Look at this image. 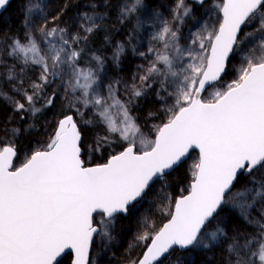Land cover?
<instances>
[{
    "label": "snow or ice",
    "instance_id": "snow-or-ice-1",
    "mask_svg": "<svg viewBox=\"0 0 264 264\" xmlns=\"http://www.w3.org/2000/svg\"><path fill=\"white\" fill-rule=\"evenodd\" d=\"M195 2L203 5L205 0ZM9 6L10 0H0V10ZM139 6L142 0H135L122 10L121 18ZM97 7L93 0L89 10L94 15L81 13L88 22H81L82 32L50 27L47 21L41 24L45 47L32 35L26 42L12 41L9 54L17 63L38 66L36 80L26 81L15 65L0 72V98L7 97L22 120L41 112L36 107L41 98L44 107L51 106L55 93L49 96L45 89L65 78L64 91L70 89L74 94L79 90L78 104L93 113L89 120L81 107L70 104L81 121L65 114L45 146L33 150L20 167L13 166L17 156L13 147L0 150V264H61L58 258L65 255L71 264H90L94 238L111 242L117 222L134 216L138 205L154 194L156 184L160 185L161 203L167 202L168 220L159 228H150L147 219L141 222L135 239L144 250L130 264H166L178 250L224 244L227 264H256L252 257L264 264V224L260 225L257 245L255 236L242 237L238 231L230 235L227 218L220 216L230 203L245 211L257 198L264 203V177L258 188L234 191L241 176L247 174L255 182L256 174L264 171V0H219L217 19L204 22L191 44L185 41L184 46L179 26L194 14L185 0H177L172 20H164L152 37L162 42L163 50L149 48L155 59L149 57V66L138 77L142 85L126 89L128 100L123 102L115 95L118 81L107 84L105 96L97 72L78 65L83 52L80 44L99 27ZM66 8V4L59 8L52 21ZM24 13L27 31L32 27L31 0H26ZM257 18L256 32L244 33L242 26ZM246 40L253 47L247 49L245 66L235 79L205 100L204 94L219 87L218 82L227 74L234 48ZM122 51L123 47H118L114 59L118 60ZM94 59L102 67V59ZM154 81L162 90L158 95L166 101L171 98V106L166 105L167 118L157 125L155 138L141 140L138 148L134 136L140 129L128 105L145 95L143 88L151 87ZM9 87L11 96L4 91ZM114 107L122 112L119 124L110 114ZM81 122L105 125L107 130L89 141L83 136ZM0 127L5 128V135L10 131L16 136L22 131ZM190 150H198V160L192 165L187 194L170 199L166 195L170 176L182 167ZM96 153H107L105 162L87 166L85 157ZM175 264H183L181 258L177 257Z\"/></svg>",
    "mask_w": 264,
    "mask_h": 264
},
{
    "label": "trees",
    "instance_id": "trees-1",
    "mask_svg": "<svg viewBox=\"0 0 264 264\" xmlns=\"http://www.w3.org/2000/svg\"><path fill=\"white\" fill-rule=\"evenodd\" d=\"M175 1L176 0H142V6H139L135 12L128 13L127 16L122 19L121 11L119 9V0H95L98 5L95 15L99 19V22L102 21L101 19H107L106 16L109 11L116 13L117 15L119 14V18H114V26L113 28H110L109 31L105 26H103V23H99V27L95 28L92 33L88 34V39L80 44V47L83 48V51L86 50L92 53L96 52L97 54L102 53L107 48L106 42L108 43V39H110L111 36L113 37L116 29H119L122 34H125V31L130 32L131 29L134 32V38L131 42V50L124 54V57L118 61V64H116L115 67L110 68L103 78L108 83L116 81L119 82L115 85V95L117 99H120L122 102L124 98L126 99L128 96L126 95V89L128 87L129 89L132 87L130 84L134 82L135 85H139L141 83L138 77L144 74L145 69L149 66V57H151L153 60L155 59V55L149 53V48L154 47L156 49L163 50L162 42L152 39L154 36L153 32L163 27L164 20H172V12ZM215 1L217 0H209L203 5H198L194 2H191L190 0H186L185 3L192 7L194 16L189 25L185 26V22H183L179 26L180 35L182 37L180 41L181 46L185 45V41H187L189 45L191 44V41L188 37L190 29L194 30L191 33H196L201 27H203L204 22H207L208 17L212 18ZM84 2L89 4L90 7V4L93 2V0H46L47 16L50 20V26H61L73 16H78L81 19V16L77 15L79 8L77 5ZM134 2L135 0H130L128 7ZM25 3L26 0H13L7 10L0 17V63L2 40L5 37L20 41L24 39ZM31 4L32 13H35L32 0ZM65 4L67 5V8L60 15V18L53 22L51 19L52 16L56 15L57 10L63 7ZM87 13L89 16L94 15V13L89 10V8ZM131 18L132 21H134L133 24H129L125 28V23H121L120 26H117L118 19L129 22ZM258 20L259 18H257V20L253 23L248 24L246 27L243 26L244 33H255L256 29L259 27ZM75 28L76 27L73 26L71 28L73 33L78 31V29ZM251 47H253V45L249 44L246 40L244 45H242L240 48L234 49V53L230 57L227 74L223 77L221 82H218L219 87H223L227 83L231 82L232 76L234 74V62H236V55H247V49ZM141 52H143L144 55H140ZM80 62L81 59L78 63ZM23 74L24 75H22V77H24L26 81L32 80L33 72L31 70L26 71ZM133 77L137 78L134 80ZM102 91L103 94L107 96V92H104V89ZM161 91L162 90L160 89V86L158 84L155 85L145 92V95H143L138 101V105L134 107L132 111L134 114V122L140 129V133L142 132L143 134H150L151 136L156 126L160 125L162 122H164V120H166L164 113L165 107L163 105L171 106V98H168L167 101L161 99V97L158 95V93H161ZM43 105L44 103L38 102L36 107L41 108V112L37 113L35 117L31 116L30 114L26 115L22 120L20 119L19 115L13 111L11 105H8L7 103L0 100V125L6 126L9 130L13 127L22 129L21 134L13 136L11 135L10 131L9 134L5 135V128L0 127V147L4 144H10L8 146H12L17 151V157L14 163L15 166H19L26 161L23 160V162H18L21 151L28 153L29 157L31 152L36 149L35 146L41 137L42 130L49 126V123L52 121V119L54 118L60 120L65 114H67L66 112L59 109L55 99L51 106L44 107ZM89 125L90 124H88L87 128L80 126L83 130V136L89 141L92 140L98 133L103 134L104 130L102 125ZM116 150L119 151V147H117ZM106 156L107 153L95 154L91 157L89 163L90 165L102 164L105 162ZM196 161L197 154L193 152L190 154L189 158L185 161L182 167H180L178 171L171 174L166 193L170 199H176L177 197L186 193L185 190L189 188L192 180V165ZM16 162H18V164H16ZM257 176L259 179L264 177V171L258 172ZM250 183L251 178L248 176H241L235 183L234 191L245 190V187L248 188ZM159 189L160 185L156 184L153 189L154 194L151 195L153 206L148 214L149 218L154 222V224H156L155 228L161 227L164 221L168 219V209L165 206L167 202L161 203L158 195ZM145 206L146 205L143 201L141 205H138V210L134 216L122 217L117 222L115 230L112 233L114 239L111 242H102L99 237L94 238V246L91 250L90 257L91 259L93 256L95 257L94 264H120L118 261H123L125 264H130V260L140 256V253L144 250V246L142 243L139 246H131L134 244V241H132V234L136 233V231H134L135 229L139 230L137 228L140 227L143 219H140L138 214L142 208L143 211L145 210ZM220 216L222 218H227V231L230 235L238 231L243 237L247 236L248 233H250L249 231H253L255 229L253 223L251 226L242 224L235 210L230 212L224 208V210L220 213ZM249 237H251V235ZM226 248L227 246L224 244L223 246H217L212 249H198L195 251L187 250L185 252H180L178 250L173 254L171 259H176L177 257L184 259L188 257L187 264H226V259L228 258ZM70 263L71 258L68 255L61 259V264Z\"/></svg>",
    "mask_w": 264,
    "mask_h": 264
},
{
    "label": "rangeland",
    "instance_id": "rangeland-1",
    "mask_svg": "<svg viewBox=\"0 0 264 264\" xmlns=\"http://www.w3.org/2000/svg\"><path fill=\"white\" fill-rule=\"evenodd\" d=\"M32 1H33V5H34V10H35V13H32V16L33 15L34 16L30 19V22H29L32 25V27L29 28L27 31L24 30L25 35H24V39L21 42H26L25 38L28 35H32L37 40L38 44L41 47H45V45H43L41 43V34L39 32V27H40L41 24L45 23V21H47V23L50 26V20H49V18L47 16L48 14H47L46 0H32ZM129 1L130 0H119V9H120L121 12H122L123 9L128 7ZM185 2H186V0H185ZM217 3H219L218 0L215 1V5H214L215 7H214V10H213V14L211 13L212 14V18L208 17L207 18V22L210 21V20L212 22H214L217 19L218 15H219L218 9L216 8V4ZM176 4H177V0L174 3V6H173L174 8L176 7ZM77 6L79 7L77 15L81 16L82 12H88L89 4H86L84 2V3L78 4ZM103 14H104V12H103ZM106 17H107V19H105V18L101 19L102 21H100L99 23L100 24L103 23V26H105L106 29L109 31L110 28H113V26H114V23H115L114 18L115 19L119 18V14L117 15L116 13H113V12L109 11V13L107 14ZM192 19H193V16L185 17L184 18L185 26L189 25ZM81 22H83L85 25H87V23H88L87 21H83L82 16H81V19L78 16H73L70 20H68L65 24L61 25L60 27H67L70 31H72L71 28L73 26V27H76L78 29V31L82 32L83 29L80 28ZM133 22L134 21H132V18L129 20V22H125V20H119L118 19L117 20V26H120L121 23L122 24L125 23V25H124V28H125L129 24H133ZM159 31H160V29H158L157 31L153 32V35H155ZM192 31H194V30L190 29L189 36H188L190 41H191V37L193 38L194 34H195V32L191 33ZM110 34H112V33H110ZM123 34L120 32L119 29H116V31L114 32L113 37L111 36V38L108 39V43L106 42L107 48H106L105 51H103L102 53H98L97 54L96 52L92 53V52H88V51L84 50L82 52L81 62L78 63V65H79V67L81 69H84V70L91 69L94 72H97V74H98V76L100 78V81L104 85V88H103L104 92H107V84H109L105 79H103L105 74L109 71L110 68L115 67V65L118 64V61H120V59L124 57V54H126L129 50H131V47H132L131 42H132V40L134 38V32L132 31V29L130 30V32L129 31L128 32L125 31V34L124 35ZM14 40L15 39H11V38L5 37L2 40V42H1L2 45H1L0 72H4L7 69L12 68L15 65L16 71L21 76L24 75L23 74L24 72L31 70L33 72L32 80H36L38 78V76H39V73H40V69H39L38 66H26V65H23L22 63H17L16 57L14 55H10L9 54V53L12 52L11 43ZM118 47H123V51L120 53L119 59L116 60V59H114V55H115L116 50H117ZM20 57H21V60H22L23 59V54H20ZM94 57H100L102 59V61H103L102 67L99 64H97V62L94 59ZM244 57L245 56H239V55L237 56L236 55V59H235L236 62H234V67H235L234 68V74L232 76L231 81L237 77L239 71L242 69V67L245 66L244 65ZM158 66L162 67V65H158ZM21 69H23V71H21ZM28 81H31V80H28ZM131 82H132V79H131ZM66 83H67V79L66 78H65L64 82H61V81L57 80L52 85L47 87L45 89V91H46L47 95H49V96H51L53 93H55V101H56V104L58 105V107H59V109L61 111H64L67 114L74 115L75 119H77L78 121H81L82 118L80 116H78V115H75V107H70V104H71V105H74V106L81 107L83 109V106L81 104H78V101L76 100V97L80 96V91L78 90V91H76L73 94L71 92V90L69 89L68 92H65L64 88H65ZM142 83L143 82L141 81V83L139 85H137V86H141ZM133 84H135V83L133 82L130 85H133ZM157 84L159 85V82L158 81H154V82H152V86L151 87H144L143 91L146 92L147 90L151 89L152 87H154ZM5 89H4V91L7 94V96L13 95V90L10 87L8 88L9 90L8 89L5 90ZM127 89H129V87ZM222 89H223V87H217V88L209 89L208 92L206 94H204L203 98L205 100H208V99L211 98V96L215 92V90L217 91V90H222ZM126 95H128L127 92H126ZM141 98H142V96L136 98L133 101L132 104L128 105L129 114L133 117V119H134V114H133L132 111H133L134 107H136V105H138V101ZM0 100L5 102V103H7L8 105H11L12 108H13V105H12L11 101H9L7 99V97H2V98H0ZM127 100H128V96L126 97V99L124 98L123 101H127ZM39 102L45 103L43 98H41L39 100ZM163 106L166 108V105H163ZM167 106L170 107V105H167ZM83 111L85 112L87 119H90V120H91V118L93 119V113L92 112H89L88 109H83ZM164 113H165V111H164ZM110 114L112 116V119L116 120L118 124L123 119L122 112H121V110L118 107L111 108L110 109ZM58 121H59L58 119H54L53 118L52 121L49 123V126L46 127V129L42 130L41 137L36 143V146H35L36 149L35 150H38V149H40V148L45 146V142L54 134L55 126L58 123ZM79 126L87 128L88 125H85V124H83L81 122ZM102 127H103V130H104L103 132H106V130H107L106 126L102 125ZM155 130H156V128H155ZM155 130L153 131L151 136H150V134H145V133L143 134L142 132L140 133V131L135 133L134 139L137 142V147L138 148L140 147V141L141 140H153L155 138ZM8 145H10V144L2 145L0 147V150L3 147L8 146ZM96 154H98V153H96ZM91 157H92V155H87L85 157L86 165H90L89 160L91 159ZM26 158H28V153H26L24 151H21L20 154H19V159H18L19 161L18 162H23V160H26ZM197 160H198V157H197ZM18 162H16V164H18ZM94 165H96V164H94ZM259 181H260V179L258 178V176L256 174L255 182H253V180L251 179V183H250V186L248 187V189H253L254 187L258 188L259 187ZM242 191H244V190H242ZM241 199H244V198L242 197ZM144 204L146 205L145 206V210L143 211L142 210L143 208H142L140 210V213L138 214V216L140 217V219H143V220L147 219L148 226L150 228L156 227V224H154V222L148 216L149 211L152 209V206H153L151 195L146 200H144ZM225 208L228 211H230V212H233L235 210L236 213H237V216L240 219L242 224H244L246 226H248V225L251 226L252 223L254 224L255 229L253 231H249L250 233H248L247 236H250V235L251 236H255L256 237V243L258 245L259 240H260V231H261L260 230V225L264 224V219H262V217H264V203H262L260 201V199L258 198L256 200L255 204L253 205V207L247 209L246 211L244 209L240 208L239 206L233 207L231 203ZM137 229H140V227L137 228ZM134 231H136V233L132 234V236H133L132 237V241H134V244L131 245V246L135 247V246H139L140 244L138 245L137 241L135 239L139 230L135 229ZM130 244H132V243H130ZM225 245L227 246V244H225ZM226 252H227V248H226ZM90 257H91V254H90ZM187 259H188V257H186L184 259H181L183 264H187ZM252 259L256 260V264H259L258 258L252 257ZM94 261H95V257L93 256L92 259L90 258L91 264H94ZM175 261H176V259H170L169 261L166 262V264H175ZM227 261H228V258L226 259V262ZM118 262L120 264H125V263H123V261H118Z\"/></svg>",
    "mask_w": 264,
    "mask_h": 264
},
{
    "label": "water",
    "instance_id": "water-1",
    "mask_svg": "<svg viewBox=\"0 0 264 264\" xmlns=\"http://www.w3.org/2000/svg\"><path fill=\"white\" fill-rule=\"evenodd\" d=\"M13 0H10V3L12 2ZM191 2H194V3H196L195 2V0H190ZM207 1H209V0H205V2H207ZM196 4H198V5H201V4H199V3H196ZM5 12V10H0V17L2 16V14ZM242 28H243V26H242ZM235 49V48H234ZM232 55V54H231ZM231 55H230V57H231ZM71 115V114H70ZM63 118V117H62ZM61 118V119H62ZM5 147H9V146H5ZM12 147V146H11ZM4 148V147H3ZM2 148V149H3ZM1 149V150H2ZM193 152H195L196 154H197V157H198V150H190V154L191 153H193ZM190 154H189V156H190ZM189 156L186 158V160L189 158ZM17 157V156H16ZM16 157H14L13 158V166H14V168H17V167H20V166H22V164L24 163H22L21 165H19V166H15L14 165V163H15V159H16ZM87 166H95V165H87ZM244 176H247V174H245ZM187 194V192L185 193V194H183V195H186ZM178 198V197H177ZM168 220V219H167ZM167 220L166 221H164V223H167ZM163 223V224H164ZM163 224L161 225V227L163 226ZM180 252H185V251H187V250H179ZM90 254H91V250H90ZM90 254H89V258H90ZM66 256V255H65ZM58 259H62V258H58ZM71 264V263H70Z\"/></svg>",
    "mask_w": 264,
    "mask_h": 264
},
{
    "label": "bare ground",
    "instance_id": "bare-ground-1",
    "mask_svg": "<svg viewBox=\"0 0 264 264\" xmlns=\"http://www.w3.org/2000/svg\"><path fill=\"white\" fill-rule=\"evenodd\" d=\"M216 91V90H215Z\"/></svg>",
    "mask_w": 264,
    "mask_h": 264
}]
</instances>
